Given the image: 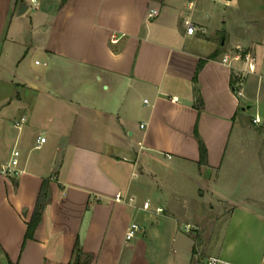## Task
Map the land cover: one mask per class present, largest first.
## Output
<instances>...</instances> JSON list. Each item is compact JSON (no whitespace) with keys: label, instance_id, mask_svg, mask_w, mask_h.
I'll return each mask as SVG.
<instances>
[{"label":"crops","instance_id":"1","mask_svg":"<svg viewBox=\"0 0 264 264\" xmlns=\"http://www.w3.org/2000/svg\"><path fill=\"white\" fill-rule=\"evenodd\" d=\"M220 1L238 11L221 12L213 0H0V88L11 90L0 99V264H113L112 250L130 255L146 238L163 239L164 230L179 237L177 254L186 250L182 264H192L197 242L178 236L175 212H211L217 202L232 206L228 226L197 256L264 264V206L257 204L264 198L236 199L221 176L234 156L253 155L252 167L262 168L258 150L246 145L248 119L260 116L246 114L250 85L263 74L264 33L255 30L264 13ZM238 46L258 60L243 97L244 64L223 62ZM32 53L43 64L22 63ZM41 137L47 141L36 148ZM16 147L25 173L6 176L1 168ZM45 184L49 201L26 239ZM141 212L143 239L127 243V220ZM120 225L124 246L116 239ZM137 259L148 264L147 253Z\"/></svg>","mask_w":264,"mask_h":264},{"label":"rangeland","instance_id":"2","mask_svg":"<svg viewBox=\"0 0 264 264\" xmlns=\"http://www.w3.org/2000/svg\"><path fill=\"white\" fill-rule=\"evenodd\" d=\"M218 4L219 9L221 12H227L228 15H230L232 12H237V9H228L225 7L224 3L220 0H213ZM241 7H244L248 5L250 8H243L244 10H247L248 12L251 11L252 13L262 14L264 13V7L261 6L262 0H240ZM185 10L186 14H190V11H188V7ZM248 16V15H247ZM248 20L252 19L250 17L247 18ZM257 21L256 19L254 20ZM257 30H255V35H258V37H261L264 33V19H260L257 21ZM228 29V28H226ZM222 36L219 38V41H221ZM230 47H228L229 49ZM210 49V46L207 45L206 49L204 51L208 52ZM21 60H23L22 63L35 66V62L39 61V63L43 64L42 56L39 53H32L31 55L27 57H21ZM38 69H41L42 67H36ZM261 70L264 74V60L263 63H261ZM252 92H253V98L254 103L252 104L253 108L251 110H248V115H255L258 113V115L262 119V125L261 127L257 128L256 123L254 122L255 116H251L248 119L249 125H247V129L250 131V137L247 136V142L246 145L249 147L255 146V148L258 150V159L260 160L262 164V168H253L252 167V161L256 160L254 159L253 155L252 158L246 156L242 157V161L238 162L237 156H234L233 162L231 160V153L233 150L234 143H231L228 157L229 163L226 165V169H223L221 172V176L223 178H226V180L230 183V188L232 190H229L230 194L233 197H236V199H242L245 196H248L249 194H257L259 198H264V78L255 80L252 85H250ZM11 90L9 89V86H3L0 88V99H6L10 96ZM249 106V105H247ZM242 114V110L240 111ZM241 116V115H239ZM240 117L237 119L234 137L236 138V134L238 133L240 129ZM248 131V133H249ZM247 150H251V148H248ZM241 166V168L239 167ZM261 208H263L264 203H257ZM232 206L229 205L227 202H217V205L213 208L211 212H175V219H177V230L176 233L180 234L182 236H185L186 238H190V240H196L197 246H196V256L193 257L192 264H204L205 259L204 257L197 256L199 251H201V245L205 244L207 241L214 239L215 237H223L226 231V228L228 226V221L230 217V213L232 211ZM145 212H141V216L137 219L129 218L127 220V223L130 225L132 223H137L141 227L142 225H145V221L143 220L144 217H146ZM187 226L190 227V229H187ZM143 228V227H142ZM144 231V230H143ZM142 229L140 233L137 235L136 238L142 237ZM145 231H149L147 226H145ZM172 232H168L164 230V236L163 239L160 240H154L152 242H149V240L146 238V248H139L133 251H130L131 254H124V250L120 252V250H116L117 252L111 251L110 258H113V264H147L140 262L137 258L139 255H141L143 252L147 253V260L148 264H172L176 260H178L177 263L182 264L183 257L185 256V249L180 250V253H176L175 249H177V246L179 245V237L175 241L173 240L175 236H173ZM141 234V236H140ZM139 236V237H138ZM123 238H124V232L122 229V226H119V230L117 232V244L123 245ZM134 239L130 243H135L139 239ZM176 238V237H175ZM181 239V238H180ZM114 253V255H113ZM124 254V255H123Z\"/></svg>","mask_w":264,"mask_h":264},{"label":"built area","instance_id":"3","mask_svg":"<svg viewBox=\"0 0 264 264\" xmlns=\"http://www.w3.org/2000/svg\"><path fill=\"white\" fill-rule=\"evenodd\" d=\"M33 3H36V0H33ZM226 4L229 5V2L226 1ZM191 6H193V4ZM156 15H158V12L153 11L150 14V17H154ZM185 26L187 28L188 34H194L197 31V27L194 25V23L190 19L185 21ZM201 30L204 31L203 28H201ZM118 41L119 39H116L113 42L117 43ZM223 62L226 64H232V62H240L244 64V68L240 69L241 70L240 83H239V88H238L239 95L243 97L245 95L244 89H243L244 78L249 74L257 73V69H258L257 57L252 52L238 46L233 53L226 54L224 56ZM263 78H264V74L260 76V79H263ZM254 122L257 124L261 123L260 117L257 116ZM25 123H26V118H22L20 121L16 122V128H18V130H22ZM46 141H47L46 138L41 137L38 140V145L36 148H41L42 145L46 143ZM1 173L6 176H10V177H20L25 173V169H22L21 167V151L17 147L14 149L10 161L1 168ZM116 200L117 202H120V203L125 202V199L123 198L121 194L117 195ZM143 208L145 210H150L151 209L150 202H145ZM163 211L164 210L162 208L156 209V213L158 214L163 213ZM141 229L142 228L139 224L132 223L130 227L128 228L126 236H125L126 242L127 243L132 242L137 237V235L140 233ZM187 229L189 230L190 227L187 226ZM204 264H221V261L218 258H209Z\"/></svg>","mask_w":264,"mask_h":264},{"label":"trees","instance_id":"4","mask_svg":"<svg viewBox=\"0 0 264 264\" xmlns=\"http://www.w3.org/2000/svg\"><path fill=\"white\" fill-rule=\"evenodd\" d=\"M204 63H205L204 60L200 62L199 67H198V72L202 69ZM200 103H201V100H200ZM199 144H200V151H201V163L206 164L207 159H208L207 148L201 139H199ZM48 201H49V189H48V186H46L45 184L39 195L33 217L28 223V231H27L26 239L33 238L34 233L42 220L43 212H44V209Z\"/></svg>","mask_w":264,"mask_h":264}]
</instances>
